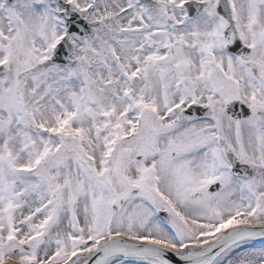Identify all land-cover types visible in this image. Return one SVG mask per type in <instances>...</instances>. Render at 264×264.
Instances as JSON below:
<instances>
[{"label": "snow or ice", "instance_id": "6c2138e0", "mask_svg": "<svg viewBox=\"0 0 264 264\" xmlns=\"http://www.w3.org/2000/svg\"><path fill=\"white\" fill-rule=\"evenodd\" d=\"M0 264H264V0H0Z\"/></svg>", "mask_w": 264, "mask_h": 264}]
</instances>
